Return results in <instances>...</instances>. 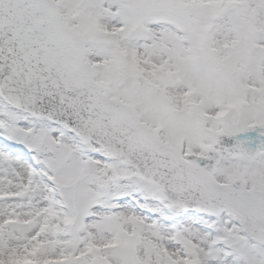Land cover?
Wrapping results in <instances>:
<instances>
[{"label":"snow or ice","instance_id":"6c2138e0","mask_svg":"<svg viewBox=\"0 0 264 264\" xmlns=\"http://www.w3.org/2000/svg\"><path fill=\"white\" fill-rule=\"evenodd\" d=\"M0 264H264V0H0Z\"/></svg>","mask_w":264,"mask_h":264}]
</instances>
